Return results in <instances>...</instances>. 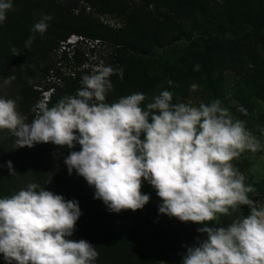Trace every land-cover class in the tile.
Segmentation results:
<instances>
[{
	"label": "clouds",
	"instance_id": "obj_1",
	"mask_svg": "<svg viewBox=\"0 0 264 264\" xmlns=\"http://www.w3.org/2000/svg\"><path fill=\"white\" fill-rule=\"evenodd\" d=\"M12 8L13 0H0V24ZM51 19L43 15L32 33L43 34ZM77 37L72 34L60 42L66 43L61 54L67 53V61L62 60L67 65L69 55L74 61L71 51L86 45L84 37ZM34 38H27L25 48ZM12 52L19 55L15 48ZM84 54L75 67L88 61ZM114 64L115 58L112 65L92 63L98 66L91 73L78 70L85 74L76 93L51 107L37 103L31 122L17 111L14 99L0 97V130L16 138V148L51 142L73 149L78 143L80 150L64 158L68 173L75 170L94 186L93 198L110 212L142 209L150 200L141 191L144 181L162 200L158 213L182 222L215 221L218 214L247 205L249 214L227 226L198 228L207 237L187 247L182 264H264V207L248 196L253 188L232 163L246 150H259L261 142L219 99L198 106L173 103V93L162 90L146 105L142 92L106 102L113 89L110 77L119 74L123 79V69ZM5 166L15 173L10 160ZM81 215L78 201L29 183L0 197V254L7 264H95L96 247L71 238Z\"/></svg>",
	"mask_w": 264,
	"mask_h": 264
},
{
	"label": "trees",
	"instance_id": "obj_2",
	"mask_svg": "<svg viewBox=\"0 0 264 264\" xmlns=\"http://www.w3.org/2000/svg\"><path fill=\"white\" fill-rule=\"evenodd\" d=\"M79 1L87 4L92 14L84 11L74 14L75 4L67 0L65 3L13 0V8L0 24V78L13 80L18 87L19 110L28 122L35 116L32 108L40 94L34 89L39 83L35 81L37 73L46 76L51 69L50 63L43 67L38 63L31 67V64L45 60L50 51L56 50L72 34L87 40H103L113 46V68L123 69V79L119 74L110 77L113 89L106 96L109 103L142 92L146 105L162 90L173 93V103L181 102L191 86L208 88L206 85H212L215 72H239L249 60L253 64L249 67L252 75L264 78L261 72L264 0H76V3ZM45 14L52 17L47 30L33 34V25ZM103 16L121 18L123 25L113 28L100 20ZM30 35L35 38L25 48ZM179 41L185 45L174 47ZM170 46L174 48H167ZM13 48L19 55H13ZM159 49L167 55L166 59H148ZM71 52L77 64L84 60L80 47ZM67 58V53L62 52L61 60L67 61ZM56 73L60 74L59 70ZM84 74L78 71L74 78H65L63 85L55 87L47 106L55 105L64 95L75 94ZM6 142L0 143V197H9L34 182L66 200L78 201L82 215L71 238L85 239L96 247L99 255L95 264H182L187 247L199 242L195 238L197 230L188 231L183 225L163 224L151 231L153 235L149 237L145 224L154 213L146 216L144 208L110 212L102 200L93 198L94 186L80 195L70 184L65 168L50 171L45 148L15 152L14 146ZM80 148L77 143L65 153L68 155ZM9 160L15 170L13 174L5 166ZM231 213L232 210L220 215L215 226L232 223ZM167 253H172L173 258L164 263L156 260ZM0 264H7L3 254H0Z\"/></svg>",
	"mask_w": 264,
	"mask_h": 264
},
{
	"label": "rangeland",
	"instance_id": "obj_3",
	"mask_svg": "<svg viewBox=\"0 0 264 264\" xmlns=\"http://www.w3.org/2000/svg\"><path fill=\"white\" fill-rule=\"evenodd\" d=\"M58 1H63L62 3H65L66 0ZM67 1L74 2L75 5L72 10L74 14L84 11L83 3H76V0ZM90 13H86V11H84V14ZM92 16L95 17L96 15ZM100 20L105 21L107 24L113 26V28L123 25V20L121 18H117L116 16H103L100 17ZM61 44L62 43L58 45L59 49L50 51L45 60H37L31 64V67L36 63L39 64V67H43L50 63L52 70L58 69L59 66L57 62L60 60L61 50H63ZM90 44L91 42H88L86 44L87 46H79L83 54L86 53L92 58L95 57L94 59H96L99 63L103 61L106 65H112L114 60V49L111 45L106 42L97 43L95 49H93V52L95 53V55H93L90 52L92 47ZM184 45L185 43L183 41H179L177 44H174V47L177 46L180 48ZM174 47L170 46L167 48L172 50ZM166 58L167 55H165L161 49L155 50V52L148 57V59L154 61ZM252 65L251 60H249L245 64L244 68L239 72H232L230 70L215 72L212 85L207 84L206 86H208V88H199L195 85L191 86L187 91V95L183 98V100H181V102L191 103L194 106H198L200 103L207 104L215 99H219L222 106L228 108L234 118L244 121L246 128L256 137L257 140L261 142L262 147L259 150L256 152L246 150L239 157L235 158L232 163L245 176V183L251 185L253 188V191L249 192L248 196L256 202L257 206L264 207V78H261V76L255 78L252 75V69H249ZM261 72L264 76V68H262ZM44 77L45 76L39 74L38 72L35 81L39 83L41 81L43 82ZM6 79L8 80L7 83L5 82ZM18 90L19 89L13 83V80L0 78V97L14 99L16 101L17 111L26 118L27 116L22 114L19 110L18 102L20 100V96ZM240 109H244L245 111H241ZM26 122L28 121L26 120ZM15 139L16 138L8 130H0V143L2 141H7V145L14 146L15 152L45 148L47 152V156L45 158L48 161L50 171L55 168L62 167L65 168L68 173L67 166L64 163V158L67 156L65 153L67 146H58L48 142L37 143L31 148L27 146L16 148L14 143ZM68 177L75 192L83 195L88 190L89 185L87 181L82 176L77 175L75 170H73L71 175L68 173ZM141 191L142 193L150 195V200L143 207L144 210L147 211L145 215L147 216L150 213H154V215L156 214L155 216L150 215L145 224L148 229L147 235L149 237H152L153 235L151 231L159 229V227L163 224L168 227L183 225V227H185L188 231H193V229L197 230L198 228L205 226V224L212 227L215 226L216 222H219V214L215 221H207L203 223L191 221L182 222L176 217L170 218L166 214L158 213V206L162 203V200L157 196L153 186H151L147 181H144L142 183ZM153 194L156 196L151 198ZM249 212L250 208L247 205H241L238 209H233L230 216L232 215V221H234L243 218V215H248ZM185 225H187V227ZM195 234V238L198 241H202L207 237L206 233L196 231ZM171 258H173V254L167 253L156 258V260L160 263H164Z\"/></svg>",
	"mask_w": 264,
	"mask_h": 264
},
{
	"label": "built area",
	"instance_id": "obj_4",
	"mask_svg": "<svg viewBox=\"0 0 264 264\" xmlns=\"http://www.w3.org/2000/svg\"><path fill=\"white\" fill-rule=\"evenodd\" d=\"M79 3H83V2L79 1ZM83 8H84L83 10L86 11V13H90V12L92 13V9L87 4L83 3ZM76 39H83V38L77 37ZM76 39H71L70 41L74 42ZM83 40L85 44H87L88 42H91L90 44L92 46L91 48H94L97 45V43L102 42L100 40H93V41L86 40V39H83ZM61 47H63V50H64L66 47V43L62 42ZM84 55L88 58L89 62L85 61L79 67H75L74 61L69 55V60H68L69 65L65 64V62H63L62 60H59L57 62L59 66L58 70L60 69L59 70L60 74H57L56 70L50 69L48 72V75L44 77L43 82L41 81L40 83L34 85V89L40 92L37 103H42V104L47 105V102L49 101L51 94L55 91V87L63 85L65 78H69V77L74 78L76 76V71L78 70L87 71L88 70L90 71L89 73H91L93 71L92 69H95L98 66V65H92V63L97 61L96 59H94L95 57L92 58L91 56H88V54L86 53ZM90 61H92V63H90Z\"/></svg>",
	"mask_w": 264,
	"mask_h": 264
}]
</instances>
